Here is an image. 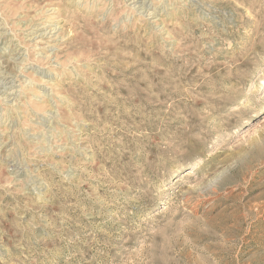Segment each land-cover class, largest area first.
<instances>
[{
    "label": "rangeland",
    "instance_id": "rangeland-1",
    "mask_svg": "<svg viewBox=\"0 0 264 264\" xmlns=\"http://www.w3.org/2000/svg\"><path fill=\"white\" fill-rule=\"evenodd\" d=\"M0 264H264V0H0Z\"/></svg>",
    "mask_w": 264,
    "mask_h": 264
}]
</instances>
